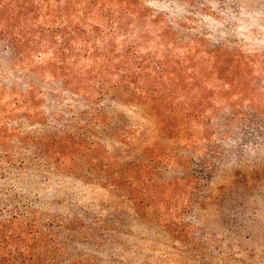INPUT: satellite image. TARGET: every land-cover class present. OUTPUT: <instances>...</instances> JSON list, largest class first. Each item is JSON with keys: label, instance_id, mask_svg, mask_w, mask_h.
<instances>
[{"label": "trees", "instance_id": "trees-1", "mask_svg": "<svg viewBox=\"0 0 264 264\" xmlns=\"http://www.w3.org/2000/svg\"><path fill=\"white\" fill-rule=\"evenodd\" d=\"M145 1L187 29L189 0H0V95L21 114L0 99V264H264L256 188L232 191L264 164V24L241 39L245 0H206L205 76L115 63Z\"/></svg>", "mask_w": 264, "mask_h": 264}, {"label": "rangeland", "instance_id": "rangeland-1", "mask_svg": "<svg viewBox=\"0 0 264 264\" xmlns=\"http://www.w3.org/2000/svg\"><path fill=\"white\" fill-rule=\"evenodd\" d=\"M243 4L250 12L256 9L257 12L260 13L259 21L251 16L250 12L248 13L249 15L241 17L242 26L239 28L241 39H249L252 33L263 27L264 6L259 0H245ZM207 5L208 3L206 0H189L186 6V12L181 15L188 20V26L187 29L182 30V18H180L179 13L171 12L169 15H164V7L162 4L159 2L149 3L145 1L143 7H145L149 15L153 16L142 19L139 18V15H136L126 19L123 23V31L116 33L114 37V45L112 48L116 50L114 58L115 63L119 61L117 56L124 58L122 57L123 52L130 49L131 56L145 60L149 65H152L153 62L161 61H168L169 65H174L176 61H187L188 64H184L185 66L190 67V69H192L193 66H197L199 67L198 69L204 73L203 76H205L206 69L209 70L213 63L211 55L207 53L210 37L205 34L206 31L204 29V25L208 20L206 17L208 14ZM195 26H202V29H200L199 32H195ZM192 28L194 30H192L191 33H183V31L190 32ZM262 29L264 30V28ZM106 43H109L108 37L100 38L97 42L98 46H105ZM257 52L260 53V50L258 51L257 49ZM47 58H50V56H47ZM254 60V62H256V70L259 72L258 62L260 59L256 57ZM91 64L93 63L85 59L80 62L82 67H88ZM202 83L206 84L208 90L217 87V82L214 78L206 79ZM197 92L196 90L192 91L193 95H196ZM0 99L1 104L7 105L13 117L18 118L19 116L20 119L21 114L10 106L11 98L9 96L2 98L0 95ZM258 103H262L264 107V99L258 100ZM216 104L217 107L220 105L219 103ZM31 115L38 119H42V116H44L42 109L33 110ZM33 128L34 127H32V129ZM238 148V151L244 150V147L241 149ZM257 164L262 165L259 161H257ZM261 167L263 168L259 170L258 179H255V181L249 183V185H245L246 180H244L242 184H239V186L232 190L233 192L242 194L245 189H247L250 192L247 196L250 197L253 186H255L256 189L253 194L256 196L248 202L249 212L243 220V224L247 231H252L258 241L264 240L261 234V237L257 234L260 233V231H264V164ZM226 192L230 193L228 191H223L222 194ZM251 214H255V217L254 221L249 224L248 216Z\"/></svg>", "mask_w": 264, "mask_h": 264}]
</instances>
